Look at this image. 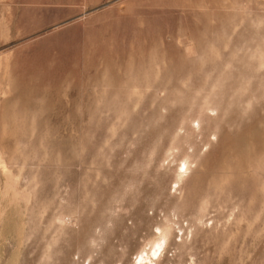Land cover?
<instances>
[{
	"label": "clouds",
	"instance_id": "1",
	"mask_svg": "<svg viewBox=\"0 0 264 264\" xmlns=\"http://www.w3.org/2000/svg\"><path fill=\"white\" fill-rule=\"evenodd\" d=\"M202 12L191 29L105 42L83 75L31 94L24 121L21 97L0 101V184L16 189L0 188L9 264L26 248L49 260L61 236L83 235L95 254L138 208L152 232L187 223L185 264L229 254L206 219L219 205L237 213L233 245L237 235L264 242V145L243 139L252 126L264 132V0H207ZM170 155L171 172L159 166Z\"/></svg>",
	"mask_w": 264,
	"mask_h": 264
},
{
	"label": "rangeland",
	"instance_id": "2",
	"mask_svg": "<svg viewBox=\"0 0 264 264\" xmlns=\"http://www.w3.org/2000/svg\"><path fill=\"white\" fill-rule=\"evenodd\" d=\"M206 2L0 0V101L21 97L23 102L17 116L20 121H24L30 107L28 97L31 94L39 95L45 85L67 80L70 75H83L95 63L96 57L106 51L105 42H115L119 49L121 42L130 45L138 34L147 37L157 32L175 33L181 24L189 29L194 28L196 19L203 15L202 7ZM141 24L146 27L140 29ZM2 112L3 106H0ZM243 139L264 145V132L252 126L245 130ZM177 164L176 156L170 155L159 166L163 168L167 165L171 172ZM187 164L188 160L184 159L179 167L184 169ZM10 175L11 170L3 167V176ZM183 176V170L175 173L177 185L183 182ZM0 188L16 192L10 184H0ZM218 208L215 215L209 210L207 223L231 236L234 229L229 217L235 218L237 213L227 205H219ZM55 219L59 221L61 217L56 216ZM186 227V222L177 221L169 230L152 232L149 222L142 219V209L138 208L131 222L125 221L124 228L107 238L95 254L83 235L74 238L70 245L61 236L50 249L49 260L44 261L43 249L26 248L21 252L17 264H136L139 256H145L144 252L149 251V247L160 239L161 234L166 237L165 247L160 250L163 253L159 252L152 259V264H185L187 257L180 247L187 235ZM241 228L244 226L241 225ZM56 235L53 233L49 240H54ZM227 236L225 242L228 248L224 251L229 254H222L220 264H264V242L257 241L252 248L251 236L245 239L237 235L233 245ZM10 244L0 242V264H9L12 259L13 249ZM241 245L244 247L241 248ZM201 247L198 240L197 248ZM233 247L238 251L232 252ZM216 250L210 246L206 251L213 253ZM249 253L250 260L246 258ZM158 257L160 260L156 261Z\"/></svg>",
	"mask_w": 264,
	"mask_h": 264
},
{
	"label": "bare ground",
	"instance_id": "3",
	"mask_svg": "<svg viewBox=\"0 0 264 264\" xmlns=\"http://www.w3.org/2000/svg\"><path fill=\"white\" fill-rule=\"evenodd\" d=\"M165 243H166V237L162 236L161 234L160 239L154 245H151V247H149V251L144 252L145 256L140 255L138 258V262L137 263L135 262V263L136 264H152L153 263L152 259L155 258L159 252H161L160 250H162V248L165 247ZM159 257L157 258L156 261L160 260Z\"/></svg>",
	"mask_w": 264,
	"mask_h": 264
}]
</instances>
